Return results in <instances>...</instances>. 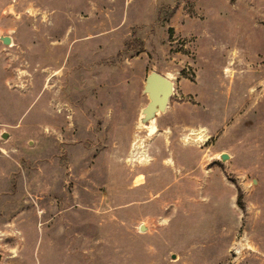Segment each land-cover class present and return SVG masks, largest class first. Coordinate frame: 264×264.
<instances>
[{"label":"rangeland","instance_id":"rangeland-1","mask_svg":"<svg viewBox=\"0 0 264 264\" xmlns=\"http://www.w3.org/2000/svg\"><path fill=\"white\" fill-rule=\"evenodd\" d=\"M0 264H264V0H0Z\"/></svg>","mask_w":264,"mask_h":264},{"label":"water","instance_id":"water-1","mask_svg":"<svg viewBox=\"0 0 264 264\" xmlns=\"http://www.w3.org/2000/svg\"><path fill=\"white\" fill-rule=\"evenodd\" d=\"M10 39L7 36L1 38V42L8 44ZM170 81L163 75L150 72L144 78L143 91L147 94L149 101L145 105L148 111L163 110L170 94ZM223 159L226 154H222ZM140 230H143L140 226Z\"/></svg>","mask_w":264,"mask_h":264},{"label":"bare ground","instance_id":"bare-ground-1","mask_svg":"<svg viewBox=\"0 0 264 264\" xmlns=\"http://www.w3.org/2000/svg\"><path fill=\"white\" fill-rule=\"evenodd\" d=\"M11 43V40L9 41V44ZM167 78V76H166ZM156 110L154 111H148L145 108L142 109L139 120L140 121H147L149 119H151V117L154 115ZM141 228H143V226H141Z\"/></svg>","mask_w":264,"mask_h":264}]
</instances>
